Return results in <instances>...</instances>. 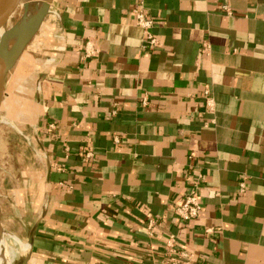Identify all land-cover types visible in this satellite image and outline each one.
I'll use <instances>...</instances> for the list:
<instances>
[{
    "label": "crops",
    "instance_id": "1",
    "mask_svg": "<svg viewBox=\"0 0 264 264\" xmlns=\"http://www.w3.org/2000/svg\"><path fill=\"white\" fill-rule=\"evenodd\" d=\"M18 60L41 158L11 194L20 264H166L169 236L264 264V0H53Z\"/></svg>",
    "mask_w": 264,
    "mask_h": 264
},
{
    "label": "rangeland",
    "instance_id": "2",
    "mask_svg": "<svg viewBox=\"0 0 264 264\" xmlns=\"http://www.w3.org/2000/svg\"><path fill=\"white\" fill-rule=\"evenodd\" d=\"M21 15L22 9L17 11L12 23H17ZM20 64L18 60L5 77L0 106V229L4 241L1 251L7 253L11 264H20L24 244L17 235L19 208L14 205L11 194L27 186V179L41 169L38 148L27 136L26 122L21 119L27 114L29 102L20 90L24 83L22 76L26 74L20 70Z\"/></svg>",
    "mask_w": 264,
    "mask_h": 264
},
{
    "label": "built area",
    "instance_id": "3",
    "mask_svg": "<svg viewBox=\"0 0 264 264\" xmlns=\"http://www.w3.org/2000/svg\"><path fill=\"white\" fill-rule=\"evenodd\" d=\"M228 11L227 7H224ZM135 17L136 25L141 28L144 34L143 48L145 50H156L160 47L159 40L153 35L152 27L153 20L148 14L141 8H136L132 11ZM96 54L95 50H91L87 47L86 57H92ZM116 114V109H113L112 115ZM239 191L243 192L245 184L243 181L239 183ZM201 209L198 191L193 189L184 199L183 203L175 208L177 217L183 221L188 222L194 220ZM166 249L168 253V260L166 264H197L194 261L192 253L184 252L176 249V241L173 236H169L166 241Z\"/></svg>",
    "mask_w": 264,
    "mask_h": 264
},
{
    "label": "water",
    "instance_id": "4",
    "mask_svg": "<svg viewBox=\"0 0 264 264\" xmlns=\"http://www.w3.org/2000/svg\"><path fill=\"white\" fill-rule=\"evenodd\" d=\"M26 0H2V7L4 17L0 20V46L1 41L6 37L9 31L16 25V22L12 23L17 11L22 9ZM41 8L35 13L34 16L25 24L21 29L20 35L17 39L15 48L13 50L11 61L5 66L0 73V106L3 96V86L6 75L13 68L26 46L34 38L38 32L44 19L49 14L50 5L53 0H43Z\"/></svg>",
    "mask_w": 264,
    "mask_h": 264
},
{
    "label": "bare ground",
    "instance_id": "5",
    "mask_svg": "<svg viewBox=\"0 0 264 264\" xmlns=\"http://www.w3.org/2000/svg\"><path fill=\"white\" fill-rule=\"evenodd\" d=\"M43 0H26L22 7V15L17 21L16 25L9 31L6 37L1 41L0 46V73L5 68V66L11 61L13 50L15 48L17 39L20 35L21 29L27 24V22L35 15V13L41 8ZM4 17L2 0H0V20ZM3 232L0 229V264H11L7 253L1 251L3 241ZM3 241V242H2ZM27 248L26 244H23L22 250L25 251ZM28 250V249H27Z\"/></svg>",
    "mask_w": 264,
    "mask_h": 264
}]
</instances>
